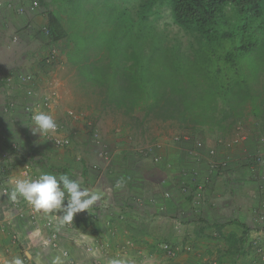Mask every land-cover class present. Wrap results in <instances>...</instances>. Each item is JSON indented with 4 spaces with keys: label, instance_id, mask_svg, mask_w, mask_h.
Masks as SVG:
<instances>
[{
    "label": "rangeland",
    "instance_id": "374dc122",
    "mask_svg": "<svg viewBox=\"0 0 264 264\" xmlns=\"http://www.w3.org/2000/svg\"><path fill=\"white\" fill-rule=\"evenodd\" d=\"M145 1L99 0L71 13L72 5H59V0H0V229L11 222L28 232L35 264H52L56 256L65 264L63 251L73 264H104L111 255L128 261V250H122L131 248L132 254L136 247L145 250L148 264H170L193 252L201 237L223 236L206 231L207 222L246 223L238 220V212L234 216L241 203L245 215L252 216V228H264V217L252 212L259 207L249 205L247 192L264 190V113L246 98L241 105L232 100L236 110L231 111L233 96L208 88L204 74V80H191L183 96L154 106L158 96L151 94L148 61L160 59L174 75L179 63L171 53L197 58L202 44L175 23L166 6L152 10L146 23ZM50 12L68 30L62 42L49 38ZM215 64L210 60L206 71ZM27 76L31 79L25 81ZM18 77L24 84L17 83ZM257 77L249 78L253 102L264 110V76ZM37 112L53 117L54 135L69 145H56L41 132L31 119ZM43 173L68 174L101 198L60 228L49 216H63L61 209L46 214L22 197L9 198L12 177L36 179ZM98 203L106 212H94ZM134 210L160 216L162 223L153 226L152 218L136 216ZM81 222L99 233L105 228L103 247L88 240L84 251L76 244L71 230ZM35 228L42 233L33 236ZM139 232L148 243L135 240ZM53 233L60 249L51 245ZM249 241L250 258L258 249L264 257L262 236ZM165 246L178 255L169 258Z\"/></svg>",
    "mask_w": 264,
    "mask_h": 264
},
{
    "label": "trees",
    "instance_id": "16d2710c",
    "mask_svg": "<svg viewBox=\"0 0 264 264\" xmlns=\"http://www.w3.org/2000/svg\"><path fill=\"white\" fill-rule=\"evenodd\" d=\"M98 1L59 0V5H72L70 11L73 13L75 8L96 4ZM163 6L170 9L179 27L195 34L202 47L196 53L199 54L197 58L192 59L185 53H171L170 56L179 63L172 68L174 75H169L171 73L164 69V63L160 59L148 61L147 71L151 72L154 82L151 94L158 96L154 106L161 102L166 105L183 96L189 91L186 87L191 85V80L196 81V78L204 74L211 83L207 85L208 88H215L216 94L221 96H233L228 102L231 111L236 110L232 100L241 105V99L246 98L258 111L264 113L253 102L254 88L249 79L251 76H258L259 80L261 74L264 76V0H146L142 6V13L147 12L143 16L145 22H149L154 13L152 10ZM46 29L53 43L62 42L69 36L60 16L55 12L48 13ZM184 56L187 58L184 59ZM155 57L152 55V58ZM210 60L216 62V67L213 71H206ZM172 63L173 60L169 66ZM157 68L161 69V73ZM127 76L129 77L128 74ZM200 80L204 78L201 77ZM126 88L130 90L129 86ZM225 224L241 226L244 233L240 243H245L249 229L244 223L235 220ZM220 227L222 226L219 225ZM239 250L236 252L241 255L242 251Z\"/></svg>",
    "mask_w": 264,
    "mask_h": 264
},
{
    "label": "crops",
    "instance_id": "0c3cea01",
    "mask_svg": "<svg viewBox=\"0 0 264 264\" xmlns=\"http://www.w3.org/2000/svg\"><path fill=\"white\" fill-rule=\"evenodd\" d=\"M13 176L17 177L18 175L14 174ZM16 179H21V177L18 176ZM14 180V177H12L9 181V184L14 185ZM261 189L262 188L260 187L258 191L260 192ZM252 191L255 190L252 189ZM252 191L251 189L247 191L251 196L249 205L259 207V210L255 209L252 212L264 213V190L262 189V193L256 194L252 193ZM98 204L102 205V203ZM101 205L99 207L97 206V211L94 210V212H106L105 209L101 210ZM241 205L242 206L238 210L236 208L234 216L236 217V213L238 212L242 216V218L238 217V220L243 219V222L244 220H246V223H244L249 229V232L246 235L247 239H245L248 241L247 243H238L239 239L243 236L244 233V230L241 226L236 224L226 225L225 222L219 220L213 221L212 223L207 222L208 226L211 225V227H208L209 229H207L206 231L215 230L217 234L219 233V235L221 234L223 236H219L221 238L217 239L212 236V234L215 233H212V237H210L207 241L204 240L203 237H201L197 240V247H195L193 252L181 254L180 257H178L175 261L170 262V264H250L251 261L254 260V258L258 259L259 264H264V257L262 256L263 253L259 255L255 254L254 257L250 258V250L247 248V245H249L251 242L249 240L254 236L260 235L264 239V229L252 228V216L245 215L246 206H243V203H241ZM132 213L136 216H140L141 218H143L145 215H147L146 219L152 218L153 220H151V222H153V226H158L162 223V218L160 216H148V214H146L145 212H140L139 214L136 212V210H134V212ZM61 214L55 213L49 216V218H51L56 223V226L58 225L59 227L61 224L64 225L65 223H67L66 221L62 220L63 216ZM173 222L177 223V220H173ZM193 224L195 223H190V226ZM8 225L10 226L8 229H0V264H10L12 259L17 256L24 260V264H35V251L33 250V248H31L33 237L28 232H24L22 227H18L14 223L9 222ZM219 225L222 227L219 228ZM98 228H100V226ZM100 229L102 233H99L97 228L90 230L88 226L85 225V222H81L80 225H78L71 231L75 232L74 240L76 244H79L80 247L85 251L88 248V246L85 245V242H88V240H91L90 243L97 246L98 249L100 247H103L101 243L104 240L101 241V236L103 237V235L105 234V228L102 226ZM30 233L33 236H38L39 233H42V230L39 228H35V230ZM85 233L89 236L85 235ZM107 234L110 235L111 231H107ZM142 238L143 237L141 236V232H139L138 238H136L135 240H140V242L143 241L145 243H148L145 239ZM241 246L242 248H240ZM239 248L242 250H239ZM237 249L239 251H242L240 252L241 255H238V253L236 252ZM132 250L133 249L131 248L122 250L123 252H128L126 256L124 255L128 258L127 264H148L142 257V254L144 253L143 251L145 250L140 247H136L131 254ZM136 253L138 255L137 259L133 256L136 255ZM118 255H121L120 250H118ZM111 258H113L112 255ZM108 259H110V257ZM107 261L108 260H106L104 264H107Z\"/></svg>",
    "mask_w": 264,
    "mask_h": 264
},
{
    "label": "clouds",
    "instance_id": "9594fccd",
    "mask_svg": "<svg viewBox=\"0 0 264 264\" xmlns=\"http://www.w3.org/2000/svg\"><path fill=\"white\" fill-rule=\"evenodd\" d=\"M31 119L43 133L57 129L56 121L45 112L34 113ZM120 185L121 182H117L116 187L119 188ZM101 195L98 192L81 189L80 184L71 179L68 174H61L57 177L50 173H43L36 179H15L9 198L15 201L18 197H22L37 211L46 214L61 209L64 213L62 220L73 221L75 214L88 210L100 200ZM256 216L264 217V214L256 213ZM10 264H24V260L17 256L12 259ZM52 264H63V261L60 256H56L53 258ZM107 264H127V261L114 257L109 259Z\"/></svg>",
    "mask_w": 264,
    "mask_h": 264
},
{
    "label": "built area",
    "instance_id": "2783aa9c",
    "mask_svg": "<svg viewBox=\"0 0 264 264\" xmlns=\"http://www.w3.org/2000/svg\"><path fill=\"white\" fill-rule=\"evenodd\" d=\"M34 5H37V3H35ZM32 10L33 9H35V7H32L31 8ZM15 79H16V77L15 76H13ZM23 79H24V77H23ZM23 79L22 78H20V77H18V81H17V83L18 84H24V81H23ZM31 79V77H29V76H27V78H25L24 80L26 81H28V80H30ZM17 80V79H16ZM7 85L8 84H12V82H14L13 81V78H8L7 79ZM57 130V129H56ZM55 130V131H56ZM45 136H47L50 140H52L56 145H59V146H65V145H69V143H70V141L67 139V140H65L64 138H58L56 135H54V133H53V131H51L50 133H46L45 134ZM57 238V235H56V233H53V235H52V244L51 245H53L54 247H56V248H58V249H60V242L56 239ZM254 247H256V248H258V243H256L255 244V246ZM261 248V247H260ZM164 249H165V251H166V253H167V256L169 257V258H175L177 255H178V251H177V249H174L173 247H171V246H165L164 247ZM262 252L260 251V249H258L257 251H255V254H261ZM254 254V252L253 253H251L250 255H253ZM62 256H63V258L64 259H66V261H64V263L65 264H73V262H70V257H69V253H68V251H63L62 252ZM252 258V257H251ZM78 264V263H77ZM250 264H258L257 263V261H256V259L254 258V260L253 261H251V263Z\"/></svg>",
    "mask_w": 264,
    "mask_h": 264
}]
</instances>
